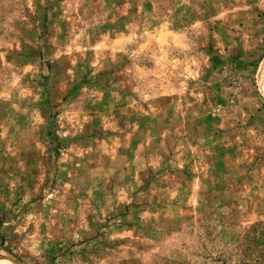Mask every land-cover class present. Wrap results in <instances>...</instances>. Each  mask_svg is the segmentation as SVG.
I'll return each mask as SVG.
<instances>
[{"label": "rangeland", "instance_id": "1", "mask_svg": "<svg viewBox=\"0 0 264 264\" xmlns=\"http://www.w3.org/2000/svg\"><path fill=\"white\" fill-rule=\"evenodd\" d=\"M263 65L264 0H0V253L264 264Z\"/></svg>", "mask_w": 264, "mask_h": 264}, {"label": "bare ground", "instance_id": "2", "mask_svg": "<svg viewBox=\"0 0 264 264\" xmlns=\"http://www.w3.org/2000/svg\"><path fill=\"white\" fill-rule=\"evenodd\" d=\"M262 75L264 74V65H263V67H262ZM7 253V252H6ZM5 253V254H6ZM7 256H8V258L5 256V255H3V254H1L0 253V264H17L12 258H11V255L10 254H7ZM9 258H11V259H9Z\"/></svg>", "mask_w": 264, "mask_h": 264}, {"label": "trees", "instance_id": "3", "mask_svg": "<svg viewBox=\"0 0 264 264\" xmlns=\"http://www.w3.org/2000/svg\"><path fill=\"white\" fill-rule=\"evenodd\" d=\"M0 246L3 247L4 245L0 244ZM4 249L12 254V251L9 248L4 247Z\"/></svg>", "mask_w": 264, "mask_h": 264}]
</instances>
